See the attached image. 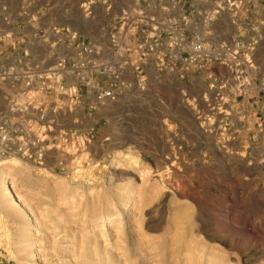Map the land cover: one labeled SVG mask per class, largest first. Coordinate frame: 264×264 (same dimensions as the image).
Segmentation results:
<instances>
[{"label":"rangeland","instance_id":"rangeland-1","mask_svg":"<svg viewBox=\"0 0 264 264\" xmlns=\"http://www.w3.org/2000/svg\"><path fill=\"white\" fill-rule=\"evenodd\" d=\"M18 1L0 0V34L26 20ZM157 62L90 139L81 170L0 161V264H264V169L249 165L262 150L247 154L237 124L215 121L217 79L194 68L178 81L174 59Z\"/></svg>","mask_w":264,"mask_h":264},{"label":"crops","instance_id":"crops-1","mask_svg":"<svg viewBox=\"0 0 264 264\" xmlns=\"http://www.w3.org/2000/svg\"><path fill=\"white\" fill-rule=\"evenodd\" d=\"M229 1L19 0L26 20L15 19L0 34V124L31 132L47 147L42 162L26 159L21 166L59 175L89 164L84 158L96 144L90 139L111 126L133 88L143 90L145 77L160 73L157 60L174 59L178 81L192 76L194 68L184 71L181 63L186 53L169 46L177 37L185 46L199 42L220 53L218 61L195 68L197 77L218 80L212 83L221 96L215 121L237 124L241 135L233 139L248 144L247 154L262 150L249 165L264 169V93L258 94L264 90V0H240V11ZM239 72L249 83L234 81ZM240 87L248 92L242 98L235 93ZM100 90L121 94L97 103ZM184 103L194 110L193 99Z\"/></svg>","mask_w":264,"mask_h":264},{"label":"built area","instance_id":"built-area-1","mask_svg":"<svg viewBox=\"0 0 264 264\" xmlns=\"http://www.w3.org/2000/svg\"><path fill=\"white\" fill-rule=\"evenodd\" d=\"M112 46L115 47V38L110 36ZM169 46L186 53V56L181 59V63L184 71L192 68L203 69L206 68L211 60L218 61L220 59V53L216 50H211L203 46L199 42H194L192 45L185 46L181 44L180 39L177 37L169 38ZM235 48H240V45L236 43ZM152 47L148 50L152 51ZM83 66V64H81ZM240 77H237L239 80ZM32 80L27 78L25 86L29 87ZM43 83L41 84V86ZM120 91L105 90L95 91V101L102 103L106 100H114ZM215 106L212 108L214 109ZM40 118H43L42 116ZM47 154V147L45 143L32 135L31 132L17 131L11 129L6 124H0V161L2 160H17L26 161L31 160L33 164L42 162Z\"/></svg>","mask_w":264,"mask_h":264},{"label":"bare ground","instance_id":"bare-ground-1","mask_svg":"<svg viewBox=\"0 0 264 264\" xmlns=\"http://www.w3.org/2000/svg\"><path fill=\"white\" fill-rule=\"evenodd\" d=\"M14 182V181H13ZM12 182V183H13ZM9 184H11V183H9ZM9 184L7 183V186H8V191L10 192L11 191V187L9 186ZM12 195V194H11ZM12 196H14V194L12 195ZM13 199L15 200V198L13 197ZM17 200V199H16ZM16 200L14 201L15 203H16Z\"/></svg>","mask_w":264,"mask_h":264}]
</instances>
